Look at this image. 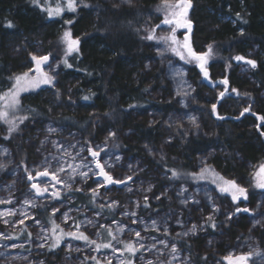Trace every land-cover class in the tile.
Instances as JSON below:
<instances>
[{"label": "trees", "instance_id": "trees-1", "mask_svg": "<svg viewBox=\"0 0 264 264\" xmlns=\"http://www.w3.org/2000/svg\"><path fill=\"white\" fill-rule=\"evenodd\" d=\"M56 3L42 0L43 7ZM83 3L88 7L50 18L32 0H0V93L11 86L10 77L31 68L30 54H50V64L57 66L55 87L21 95L11 116L27 119L14 135L0 122V143L13 152L7 164L35 163L41 157L35 135L52 125L60 131L57 137L99 146L126 165L140 166V178L150 180L152 188L139 197V216L165 223L167 234L161 237L189 264H218L233 250L244 253L246 245L254 247L253 260L264 264V188L256 187L252 174L264 164V121L257 119L264 116V0H191V46L197 53L213 48L207 79L195 64L144 38L146 29L163 20L161 0ZM66 29L81 40L79 51L68 57L59 39ZM249 59L255 68L247 67ZM224 79L228 90L220 97ZM245 108L249 112L241 115ZM109 133L115 136L105 144ZM205 166L245 188L246 201L234 204L229 196L188 181ZM169 170L180 175L172 178ZM125 173L115 166L112 176L124 180ZM110 197L128 204L122 192ZM194 225L195 232L184 235Z\"/></svg>", "mask_w": 264, "mask_h": 264}, {"label": "rangeland", "instance_id": "rangeland-1", "mask_svg": "<svg viewBox=\"0 0 264 264\" xmlns=\"http://www.w3.org/2000/svg\"><path fill=\"white\" fill-rule=\"evenodd\" d=\"M161 13L164 18V10L162 7ZM160 25L161 28H167L170 32V26ZM186 32L187 29H178L176 33L177 39L183 42ZM156 35L160 36L157 32ZM153 41L167 48L174 54L164 42L158 40ZM177 57L180 59L179 56ZM207 60L209 61V57ZM31 62V68H34V62L32 60ZM186 63L195 64L199 67L198 62L195 60ZM50 65L56 72V63L54 64L51 62ZM248 65L249 64H247V67ZM205 67H207V64ZM44 70L51 71L48 65H44ZM44 87L51 86L41 85L34 90ZM28 92H23L21 95ZM16 110L17 109L9 110L7 119L14 120L18 129L20 123L19 119H17L18 117L15 118L11 116V112L15 114L13 111ZM0 122L6 126L5 129L8 132L9 125L3 120H0ZM49 128H53L55 131L49 132ZM17 129L11 133L8 132L7 135H14ZM59 133L60 131L58 129L49 124L43 125L42 129L37 131L35 137L38 138L39 141L36 152L41 157L35 163L29 165L14 163L10 166L13 152L9 146L0 143V200L6 201L5 203H0V213H13L12 215L6 214L0 216V234H3L4 237H10V239L0 238V264H96V261L92 260L91 257H96L97 260L100 261V264H106V258L110 259L112 264H120L121 260H131L132 264H147L148 261H152V264H168V261L171 260L173 255L171 253V246L173 244L164 237H161L165 229L168 228L165 227V223L159 224L155 219H145L143 216H139L137 210L138 200L147 196L152 188V182L150 180L140 178V166L136 164L131 167L128 164H124L119 156H116L119 157L117 160L116 157L112 156V154H108L107 151L101 152V157L99 159L101 163L107 161L108 164L111 165V167H106V171L111 175L115 166L127 170L128 173H125L126 177L124 180H126V183L112 184L99 188L98 191L100 195L96 197L95 203H93L91 189L97 188V185L102 182L103 178L93 175V173L98 170L95 168V163L87 151L88 148L77 141L69 142L64 140L63 137H57ZM64 150H67L70 155H64ZM77 153H79V156H76ZM73 156L76 158L72 159ZM7 162L10 164L8 165ZM82 163H88L89 167L92 168V172L89 173V178L85 180L76 175L73 180H69L68 177L71 173V169L68 168V165L71 164L75 166ZM61 165L65 167V172H59V177L66 183H71V190H68L60 184H56L55 181L51 179V176L37 178L33 181L28 180L29 173L35 177L37 171H43L47 168L51 172L53 170H58ZM205 168L210 167L205 166L200 168L196 174H199L201 170ZM210 169L215 172L212 168ZM258 169L259 168L253 170L252 174L254 178ZM79 171L84 172L88 171V169L80 168ZM132 173L133 176H130ZM1 175L4 177L2 178ZM205 175L206 179L203 180L195 178L193 175H188L187 177L189 182L199 185L200 187L213 188L217 193L229 196L232 201L230 194L221 193L218 190L217 184L212 182L213 177L211 174L205 173ZM128 177H131V179L128 180ZM255 182L257 187L259 181L256 178ZM32 183H38L42 186L54 185V188H49V193L52 191H59L61 194L59 198H54L49 195V193L37 196L35 190L31 188ZM76 188L82 190L76 191ZM129 189H131V191H129ZM118 192H122V194L128 196V199H126L128 200V204H119L116 199L110 197ZM141 196L142 198H139ZM26 200L30 201V203L26 204ZM83 200L85 202H83ZM7 201H10V203ZM113 201L117 202L115 207L110 209L105 206L101 209L100 205H108ZM245 201L246 199L241 197L237 202L232 201V203L238 204ZM130 203L133 207H130ZM54 210L58 211H55L53 215ZM125 212H135L136 215L126 216L124 215ZM246 213H253L254 216V211H248ZM65 214H67V223H65ZM43 217H47V221H44ZM114 220L117 221L118 224H114ZM5 221H7V223H5ZM20 221H23V223H20ZM88 221H92V223L89 224ZM133 221H136V223H133ZM153 221H155V226H153ZM53 223L59 225L55 235L52 231ZM76 223L82 225L80 231L84 232L85 235H88L91 240H95L97 243H105L111 239L108 237L107 231L99 227V225L103 224L111 227L114 234L118 237V240L112 241L115 248L123 249L124 244L120 243V241L124 243L131 241L137 246L143 244L145 247L140 249L135 256H131L127 252H123V255H121L120 251L114 253L111 249L102 248L97 251L94 244H88L83 240L73 239L69 236H64L60 240L58 246L51 247L55 242L56 235L60 234V229H63L64 232L75 231ZM118 226H123L124 230L122 232H117L116 229ZM190 229L186 232L187 234H192ZM137 231L141 234L139 239L134 235ZM98 232L100 235H97ZM29 234H31V236H29ZM20 235H23L24 239H21ZM160 241H164L168 247H165ZM41 244H43L44 247H39ZM13 245H16V247H12ZM152 245H155V248H153ZM252 246L253 245H246L244 253L233 250L229 252L227 256L231 255L235 257L241 254H252L248 264H258L259 262L254 261L252 258L253 255L256 256L251 251V248H254ZM176 255L178 259L172 261V264L190 263L188 257L179 251V249ZM224 258H222L218 264H227Z\"/></svg>", "mask_w": 264, "mask_h": 264}, {"label": "snow or ice", "instance_id": "snow-or-ice-1", "mask_svg": "<svg viewBox=\"0 0 264 264\" xmlns=\"http://www.w3.org/2000/svg\"><path fill=\"white\" fill-rule=\"evenodd\" d=\"M33 4H35L38 7H41V11H46L48 16L54 17V16H61L65 11L75 13L78 9V7L83 4V7H88L87 4L83 3V0H57V3L55 7H43L42 6V0H32ZM48 0H43V4H47ZM125 3L131 4L132 0H124ZM115 7H118V5H114ZM161 6L164 10V18L161 21L162 25H168L170 26V32L166 35H156V29L160 28L161 25H156L155 27L151 29H146L148 32V35L144 37L147 40H158L162 41L165 44L168 45V48L177 56L180 57L181 60H184L185 62H191L192 60H195L198 62V66L203 73L205 79L208 78V71L205 67L208 60L207 58L212 53V45H208V51L205 53H197L191 46L190 38L188 33H191L192 31V23L188 19V12L189 9L192 7L191 0H161ZM237 17L239 18V13L237 14ZM74 23L73 20H66L65 24L72 25ZM11 26V23L8 25ZM178 29H187V32L185 33L184 40L181 42L177 39V30ZM60 42L65 46V57L70 56L72 53L79 51V45L81 43V40L79 37H74L72 31L70 29H66L63 31V33L60 36ZM31 60L34 62V68H30L28 71H25L21 74L14 75L13 77H10V79L13 81L11 86L7 89V91L0 93V120H3L5 123L9 125L8 132L11 133L17 129V124L14 120L7 119L9 115V110H15L20 106V95L23 92H28L30 90H34L36 88H39L41 85H48L51 87H55V75L53 74L55 72V69H52V66L49 64L50 60V54L49 55H36V54H30ZM235 60L237 61H244L245 57L243 56H235ZM247 64L251 65V67L255 68L256 61L255 60H246ZM63 63L66 67L71 68L72 65L68 62V60L65 58L63 60ZM44 65H48V67L51 69V71H45ZM31 73V75H30ZM179 75V73H177ZM219 83H222L225 85V91H222L219 93L220 97H224L225 93L227 92L228 88V81L227 79L221 80ZM231 91L236 92V89H232ZM59 95V93H57ZM85 100L90 99V96H85ZM212 111L215 114L217 105L212 104ZM250 108H245L241 115H244L245 112H249ZM218 119H223L224 117H217ZM19 119L20 123H23L27 117H20ZM193 124L195 125V118H191ZM258 120L264 121V116H258ZM198 127V125H196ZM259 129V126H258ZM49 132H54L55 129L49 128ZM261 135L264 136V131L261 132ZM115 133H109V136L105 138V144H107V141L114 137ZM7 138V137H6ZM74 147V146H73ZM88 153L91 155L93 162L95 163V168L98 170L97 172H94L93 175L102 177V182L97 185V188L91 189L92 193V202L95 203L96 197L100 195L98 189L103 188L107 185L112 184H124L126 183V180H117L115 179L108 171H106V167H111V165L108 164L107 161H104L101 163V160L99 159L101 157V152L104 151L103 148H100L97 146L96 148H93L92 146H89L87 149ZM64 155H70L67 150H64ZM76 156H79V153L76 154ZM76 157L73 156L72 159H75ZM118 160L119 157H116ZM68 168L71 169V173L69 174L68 179L73 180L76 175L80 176L81 178L87 180L89 178V173L92 172V168L89 167L88 163H82L77 164L75 166L69 164ZM80 168H87L88 171H79ZM172 173V178H176L180 175L176 170H169ZM59 172H65V167L61 165L58 170L49 171L47 168H45L43 171H37L35 174V177L29 173L28 180L33 181L37 178L42 177H49L51 176V179L55 181L56 184H60L63 187L67 188L68 190L72 189L71 183H66L64 180L60 179ZM205 173H209L212 175L213 179L212 182L217 184V188L221 193H228L231 195L232 201L237 202L241 197L244 199H247L246 196V189L241 187L235 180L232 179H225L223 176H220L218 173L213 172L210 168L202 169L199 174H189L195 176V178L198 179H206ZM255 178L259 181L257 183V187L264 188V164H261L259 166L258 171L255 173ZM128 180L131 179V177L127 178ZM54 188V185H40L38 183H32L31 188L35 190V193L37 196H42L45 193H49V188ZM76 191H81L82 189L76 188ZM150 190V188H149ZM131 191V189H129ZM59 191H52L49 193L54 198H59L60 196ZM145 200L147 201V197H145ZM6 201L0 200V203H5ZM10 203V201H7ZM25 203H30V201L26 200ZM117 205L116 201H113L111 204L108 205H100L101 209H103L105 206L108 208H113ZM34 206V205H33ZM147 203H145V207H147ZM54 210L53 215L55 214ZM237 212H248L249 209L244 208L241 209L237 207ZM12 215L13 213H0V216L2 215ZM124 215H132L135 216L136 213H128L125 212ZM65 223H67V214H65ZM231 218V217H229ZM209 221L212 220V217L209 216L207 218ZM7 223V221H5ZM20 223H23V221H20ZM89 224L92 223V221H88ZM114 224H118L117 221H113ZM133 223H136V221H133ZM80 223L75 224V231H68L64 232L63 229H60V234L56 235L55 242L51 245V247H56L59 245L60 240L64 236L72 237L73 239L77 240H83L88 244H94L97 251L100 249H111L114 253L117 251L121 252V255H123V252L129 253L131 256H135L137 252L140 251V249L144 248L145 246L143 244H140L139 246L135 245L133 242L129 241L127 243H124L123 241H120V243L124 244L123 249H117L114 247L112 241L118 240V237L114 234L111 227L107 225H99L100 228H104L107 231L108 237L111 239L108 240L105 243H97L95 240H91L88 235H85L84 232L80 231L81 228ZM153 226H155V221H153ZM212 227H215V224H212ZM59 228V225H56L53 223V234H56V230ZM123 226H118L116 231L122 232ZM196 226L194 225L190 231L195 232ZM165 234H167V229H165ZM97 235H100L98 232ZM135 237L138 239L140 238L141 234L139 231L134 233ZM184 235H187V233H184ZM31 236V234H29ZM0 238L10 239V237H4L3 234H0ZM47 239V238H45ZM161 244H164L165 247H168V245L164 241H160ZM12 247H16V245H13ZM39 247H44L43 244L39 245ZM153 248H155V245H152ZM178 252V249L175 244L171 246V253L172 258L168 261V264H172V261L177 260L178 256L176 253ZM252 254H241L239 256H227L225 257V261L227 264H248V261L251 259ZM92 260L96 261V264H100V261L97 260L96 257H91ZM106 264H112V261L110 259L106 258ZM120 264H132L131 260L124 261L121 260ZM147 264H152V261H148Z\"/></svg>", "mask_w": 264, "mask_h": 264}]
</instances>
